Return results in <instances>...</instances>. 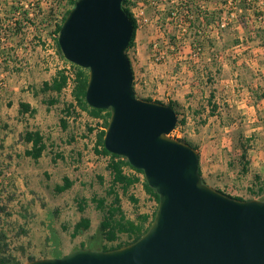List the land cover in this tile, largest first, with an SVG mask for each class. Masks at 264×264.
Returning <instances> with one entry per match:
<instances>
[{"label":"rangeland","instance_id":"374dc122","mask_svg":"<svg viewBox=\"0 0 264 264\" xmlns=\"http://www.w3.org/2000/svg\"><path fill=\"white\" fill-rule=\"evenodd\" d=\"M127 1L140 20L127 51L137 97L174 104L178 124L170 137L202 155L204 183L263 201L264 0ZM72 8L69 0H0V264L131 241L121 235L108 243L100 232L106 212L93 199L106 206L114 200L110 158L95 152L102 120L78 108L74 86L59 96L41 91L59 70L75 75L56 43L57 26ZM21 103L30 112L21 114ZM70 104L76 110L67 114ZM30 131L41 132L47 146L37 161L25 155ZM64 178L73 186L58 194ZM116 190L126 219L155 210L142 183ZM82 218L91 227L73 238Z\"/></svg>","mask_w":264,"mask_h":264},{"label":"water","instance_id":"95a60500","mask_svg":"<svg viewBox=\"0 0 264 264\" xmlns=\"http://www.w3.org/2000/svg\"><path fill=\"white\" fill-rule=\"evenodd\" d=\"M133 32L123 0H77L57 40L64 58L88 71L87 104L110 112L105 149L142 171L157 193L154 219L122 248H82L25 264H264V201L204 183L199 152L170 137L175 110L137 97L127 55Z\"/></svg>","mask_w":264,"mask_h":264},{"label":"trees","instance_id":"16d2710c","mask_svg":"<svg viewBox=\"0 0 264 264\" xmlns=\"http://www.w3.org/2000/svg\"><path fill=\"white\" fill-rule=\"evenodd\" d=\"M77 0H69V3L72 7L75 6ZM128 3L127 0H123V9L126 12V14L129 16L130 20L132 21L134 25V32L131 39V42L129 44L128 50L133 46L136 33H137V23L136 20L133 17V14L131 13L130 9L125 6V4ZM70 10L66 13L64 16L62 23L57 26L56 32L59 34V31L61 29V26L63 22L65 21L67 15L69 14ZM57 48L59 53L64 58L59 44L58 40H56ZM127 50V51H128ZM65 59V58H64ZM75 69V80H74V88L72 91V97L74 101L76 102V105L78 108L84 112H86L90 117H92L95 120H102L100 131L96 135V148L95 152L98 155H104L110 158V162L107 166L108 171L110 172L112 176V184L108 191V194L114 197V200L110 206H106L104 199H93L94 202L97 204V209L106 212L105 217L103 221L100 223V232L102 236L104 237L105 241L108 243H115L119 240V237L121 235H126L131 241L126 242L125 244H118L115 247H102L101 251H109L113 249L122 248L124 246H127L133 242H136L139 240L149 229L155 213L157 209V205L159 202V197L157 193L147 184L145 178L141 180L139 175L144 176L142 171L134 169L129 162L119 156L110 154L104 146V136H105V130L107 128L109 119H110V112L105 110H96L91 108L87 102H86V90L88 86V71L85 69H82L76 65H73ZM65 70H59L57 71L55 77L52 79L51 82H46L43 84V87L41 89L42 93H54L58 96L61 95V93L67 88L68 84V78L66 76ZM148 101H152L150 99H147ZM57 103V100H52L51 104ZM168 106L174 109V104L171 103ZM30 105L26 103L20 104V112L21 114L30 112ZM76 110V107L72 104H70L67 108V114H72L73 111ZM32 115H35V110H32ZM64 128H66L67 124L64 121ZM89 132H94L93 128H89ZM24 140L26 143L30 144L32 147L31 149L27 150L25 152V155L27 157H30L34 160H39L42 156L45 150L47 149V146L44 142V137L41 132L39 131H30L26 132L24 135ZM126 169H131L136 174H129L126 172ZM200 175L201 170L199 168ZM139 183H142V186L145 190V193L156 203L155 210L153 213L150 214H141L138 215L137 219L134 221H131L129 219H126L123 212L121 211L120 207V198L118 193L116 192L117 188L122 189L124 193H127L129 189ZM73 186V182L70 181L68 178H64V184L59 185L55 188V191L58 194L64 193L71 189ZM242 200L240 198H235ZM131 200L134 203H137L138 200L134 197H131ZM264 201V200H263ZM80 210L83 211L84 207L80 206ZM91 222L89 219L82 218L76 225L74 226V232L72 234L73 238H76L80 236L83 232H86L90 229ZM82 248H88L84 244L80 246V249ZM96 250V249H93ZM65 256H59L54 255L52 258H62ZM30 261L35 260V258H30Z\"/></svg>","mask_w":264,"mask_h":264},{"label":"built area","instance_id":"2783aa9c","mask_svg":"<svg viewBox=\"0 0 264 264\" xmlns=\"http://www.w3.org/2000/svg\"><path fill=\"white\" fill-rule=\"evenodd\" d=\"M141 15H143V12L141 13ZM173 15H175V13H173ZM133 17L136 20L137 25H139L140 20L138 19V16L133 14ZM142 20H143V22L147 21V19H145V18H143ZM156 47H157V45H155V48ZM65 74L68 78V84H67V88L65 90L71 91L72 90L71 88L74 86L75 75L73 73H71L70 71L66 72Z\"/></svg>","mask_w":264,"mask_h":264},{"label":"crops","instance_id":"0c3cea01","mask_svg":"<svg viewBox=\"0 0 264 264\" xmlns=\"http://www.w3.org/2000/svg\"><path fill=\"white\" fill-rule=\"evenodd\" d=\"M199 157H200V159H199V167H200V170H202L201 168H202V165H203V157H202V155H199ZM86 246V245H85ZM87 247V246H86ZM80 249V248H79Z\"/></svg>","mask_w":264,"mask_h":264}]
</instances>
